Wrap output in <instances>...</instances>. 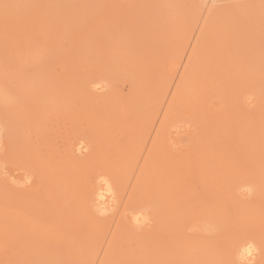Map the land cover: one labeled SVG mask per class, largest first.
I'll return each mask as SVG.
<instances>
[{"label":"rangeland","instance_id":"374dc122","mask_svg":"<svg viewBox=\"0 0 264 264\" xmlns=\"http://www.w3.org/2000/svg\"><path fill=\"white\" fill-rule=\"evenodd\" d=\"M224 260L264 264V0H0V264Z\"/></svg>","mask_w":264,"mask_h":264},{"label":"bare ground","instance_id":"6f19581e","mask_svg":"<svg viewBox=\"0 0 264 264\" xmlns=\"http://www.w3.org/2000/svg\"><path fill=\"white\" fill-rule=\"evenodd\" d=\"M78 151H79V148H78ZM96 190L97 191L95 193V201L97 203V206H99V207L102 206V208L107 207L109 205L108 203L110 202V198H109L110 197L109 196L110 189L108 188V186L104 185L103 187H98V189H96ZM133 221H134V223L139 222L137 215H134ZM241 249H242L241 250V257H242L241 260H244L245 262H248V263L249 262L251 263V261L253 262V257H254V253H255L254 248L250 244L247 243Z\"/></svg>","mask_w":264,"mask_h":264},{"label":"snow or ice","instance_id":"6c2138e0","mask_svg":"<svg viewBox=\"0 0 264 264\" xmlns=\"http://www.w3.org/2000/svg\"><path fill=\"white\" fill-rule=\"evenodd\" d=\"M221 264H228L227 260L221 262Z\"/></svg>","mask_w":264,"mask_h":264}]
</instances>
